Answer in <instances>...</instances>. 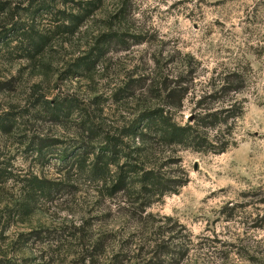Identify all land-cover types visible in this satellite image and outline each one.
I'll return each instance as SVG.
<instances>
[{
    "label": "rangeland",
    "instance_id": "374dc122",
    "mask_svg": "<svg viewBox=\"0 0 264 264\" xmlns=\"http://www.w3.org/2000/svg\"><path fill=\"white\" fill-rule=\"evenodd\" d=\"M71 1L54 0L51 5L62 10ZM3 4L9 7L4 12ZM33 5L36 0H0V32L24 24L52 29L51 16L33 15ZM123 5L125 12L116 15ZM105 31L126 35L130 44L126 49L115 44L91 72L71 75L74 59L89 52L95 38ZM135 39L143 42L135 44ZM17 43L0 45V112L24 113L21 126L0 137V155L11 159L16 172L31 170L56 179L62 168L55 154L51 162L39 164L25 151L21 141L26 129L30 137L41 133L71 142L88 135L78 113L54 119L40 106L34 107L37 97L73 96L89 109V120L123 125L161 103L154 96L161 88L158 76L190 62L200 85H207L216 73L245 75L246 87L238 96L245 112L236 126V143L226 152H182L190 181L179 193L143 211L116 200L98 201L90 189L97 185L82 178L80 192L41 202L32 214L2 224L0 254L30 264L46 260L82 264L84 257L74 254L78 242L67 239L70 232L65 230L85 223L88 233L105 243V251L97 250L95 264H120L124 259V264H147L152 245L160 239L137 232L156 224L177 227L182 240L165 243L174 254L154 259V264H264V0H104L76 34L54 41L32 58L27 56V44L17 48ZM129 80L131 87L121 97L133 96L116 103L113 91ZM194 106L192 101L184 102L185 120ZM15 188L14 182L5 185L0 208L16 200ZM53 231L42 244L45 233ZM54 239H60L59 248L52 247L55 252L48 250ZM121 246L131 250L115 262ZM140 246L143 252L136 250Z\"/></svg>",
    "mask_w": 264,
    "mask_h": 264
},
{
    "label": "trees",
    "instance_id": "16d2710c",
    "mask_svg": "<svg viewBox=\"0 0 264 264\" xmlns=\"http://www.w3.org/2000/svg\"><path fill=\"white\" fill-rule=\"evenodd\" d=\"M103 1L72 0V5L66 3L65 9L57 10L51 5L54 0H36V5L31 7L32 14L50 15L52 29H36L26 27L25 24L19 27L12 26L0 32V45L4 42L12 44L15 40L18 42L15 47L22 48V44L26 43L27 56L32 58L47 47H51L54 41L76 34L86 20L100 8ZM7 8L9 7L6 4L1 6L3 12ZM123 12L125 5L120 7L116 15ZM142 42L143 40H134L135 44ZM115 44H123L126 49L130 40H127L126 35L111 31L101 33L95 38L89 52L74 59L70 74H79L80 70L91 72L104 62ZM196 73L194 63L190 62H181L174 71L162 73L158 76L160 82L157 83L161 87L158 88L159 95H154L161 103L157 107L143 111L134 120L123 125L114 123L107 126L89 120L91 112L88 108H83L82 102L73 96L57 93L51 99L37 97L34 107L40 106L43 113L54 119L63 120L64 117L78 113L83 119L82 127L88 135L83 140L71 142L58 137H43L41 133L30 137L28 129L25 130V140L21 141V145H25V151L30 152L36 162L39 164L51 162L55 154L56 160L62 166L56 179L31 170L16 172L11 159L0 155V194L7 183L14 182L18 195L16 200L9 201V204L0 208V232L2 224L9 218L20 220L23 216L35 212L41 202H54L58 196L80 192L82 188L79 183L82 178L89 184L97 185L90 189L99 196L98 201L116 200L120 205L128 208L137 207L143 211L157 202H163L167 195L179 193L190 181V172L184 164L182 152L185 150L206 154L226 152L236 143L234 135L236 126L245 112V103L238 97L246 87L245 75L236 71L227 74L216 73L207 85H200ZM140 80L146 81L149 78ZM130 87L129 80L123 87L113 91V101L119 103L124 98L133 96L129 94L121 97L122 92ZM185 101H192L195 104L188 120L184 117ZM179 115L182 119H179ZM20 121H24V113L14 114L10 110L0 112V137L1 134H13L15 128L21 126ZM86 198L89 199V195ZM86 227L83 223L65 232H70L67 239L72 238L78 242L76 245L78 249L74 254L84 257L81 263L95 264L97 250L103 248L102 252L105 251V243L102 237L89 234ZM47 233L45 239L41 241L42 244H45V240L56 231ZM137 233H142L143 237L146 234H154L160 239H156V243L152 245L149 252L152 256L146 260L147 264H154V259L174 254L165 243L182 240L177 227L166 229L164 225L152 224L143 227ZM59 241L60 239L52 240L48 250L55 252L56 248H59ZM53 246L56 248H52ZM209 248H212V245ZM129 250L131 249L125 250L121 246L120 251L114 253V261ZM136 250L144 251L142 246ZM189 252L190 250L187 254ZM124 261L125 259L120 264H124ZM0 264L30 263L17 262L9 255L1 253ZM44 264H51V260H46Z\"/></svg>",
    "mask_w": 264,
    "mask_h": 264
}]
</instances>
